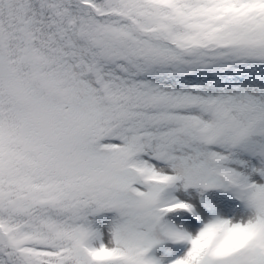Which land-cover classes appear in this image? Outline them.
I'll return each instance as SVG.
<instances>
[{
	"label": "snow or ice",
	"instance_id": "1",
	"mask_svg": "<svg viewBox=\"0 0 264 264\" xmlns=\"http://www.w3.org/2000/svg\"><path fill=\"white\" fill-rule=\"evenodd\" d=\"M0 264H264V0H0Z\"/></svg>",
	"mask_w": 264,
	"mask_h": 264
}]
</instances>
